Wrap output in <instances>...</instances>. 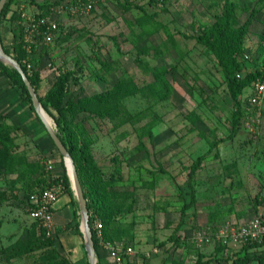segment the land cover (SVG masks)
<instances>
[{
    "label": "rangeland",
    "instance_id": "1",
    "mask_svg": "<svg viewBox=\"0 0 264 264\" xmlns=\"http://www.w3.org/2000/svg\"><path fill=\"white\" fill-rule=\"evenodd\" d=\"M93 1L88 15L58 13L55 43L35 51L24 43L21 50L14 46L23 37L20 9H45L49 0H22L14 8L18 15L3 20L1 44L39 72L38 96L55 117L69 99L84 101L87 111L74 110L69 125L79 123L94 141L106 179L115 176L111 203L119 206L114 217L127 235L112 243L134 246L129 264L210 258H216L212 264H233L237 255H249L244 247L250 242L199 248L193 241L196 233L233 221L264 219V105L258 133L234 126L229 84L216 54L198 38L212 28L226 29L223 46L241 62L238 77L262 69L264 0ZM232 4L235 16L227 20ZM0 118L14 126L9 163L0 162V264H89L71 179L82 235L75 222L47 232L29 218L31 190L62 183L63 157L1 65ZM19 239L38 250L10 258ZM261 247L252 255H262ZM107 254L97 256L98 264H114Z\"/></svg>",
    "mask_w": 264,
    "mask_h": 264
},
{
    "label": "trees",
    "instance_id": "2",
    "mask_svg": "<svg viewBox=\"0 0 264 264\" xmlns=\"http://www.w3.org/2000/svg\"><path fill=\"white\" fill-rule=\"evenodd\" d=\"M22 0H8L1 19H0V42H1V27L3 20L10 14L13 13V15L17 14V10L14 8L15 6L19 7ZM235 4H232L229 9L227 10V20H231L235 16ZM42 14H35L36 16H44L47 15L49 12V7L42 9ZM20 17V16H19ZM13 16L11 17V21ZM249 24L246 25V28ZM218 28L215 30L214 28L211 29V33L207 34L204 32L199 38V42L205 46H207L211 51H213L216 54V57L219 61V64L224 72L225 78L229 84L230 93L234 101L236 102V111L234 114V126L236 128H243L244 124V117L246 114V105L242 99L244 92L247 88H249L254 81H256L259 77L263 76L261 69H257L256 71L250 73L245 78L240 79L237 75L239 71H241V62L238 61L237 57H234L235 52L230 53V50L223 46L225 44V37L227 35V30ZM245 34V31H242V35ZM23 37L21 35L18 36V42L14 44L15 47L19 48L18 50L22 49L23 46ZM228 45V43H227ZM3 48L7 54L15 58L23 67L25 73L28 75L32 85L38 92L39 87V72L33 67L31 70L24 65L22 60L15 56L10 48L3 45ZM35 49V48H34ZM36 51V49H35ZM238 51H241V48L238 49ZM245 56V54H244ZM0 65L2 66L4 72L9 76V78L13 79L16 85H18L24 95V100L27 101L31 108L35 111L33 107L32 98L30 96V93L22 79V76L20 73L12 68L11 66H7L4 63L0 62ZM164 72V71H163ZM70 77V75H65V79L67 80ZM65 82V80H64ZM63 82V83H64ZM63 90V87H60ZM57 94H58V87H57ZM41 103L48 111V113L55 119V122L57 124V127L60 129V131L64 134H58L61 138L62 142L65 144L67 149L69 150L70 154L72 155L76 166L78 170V174L84 189L85 197L88 201V208L90 211V224L93 229V236H94V242L96 246V252L97 256L102 255V245L100 243L99 238L96 235V231L94 230V223L95 220L98 218L103 223V240L106 243L111 244H118V243H112L116 240H125V236L127 235L126 232H122V228L120 227L119 223L116 222L115 215L118 214L120 208L118 205H113L111 203L112 198V191H113V184L112 181L115 180V176H112V179L107 180L105 173L102 171L100 166L98 165L95 155L92 150V145L94 144V141L90 138V136L87 135V133L84 131V129L79 125V123H76L75 127H71L69 125V118L75 117V111L77 110L78 114H82L80 112L87 111V108L85 107L84 101L75 102L74 99H69L67 102V106L65 108H59L57 107V111L59 113V117H55L53 113L49 110L48 102L41 100ZM103 116V115H102ZM4 118H0V162L3 166L7 167V164L9 163V157H10V150H9V144L12 142L11 134H12V128L14 126H10L7 123H5ZM6 158V159H5ZM64 173L61 175L59 180L64 184L65 186V192L66 194H69L73 202H77V200L74 199V192L72 189L70 178L67 174V169L64 165V160L62 159ZM40 185L37 187L34 186V188L31 190V195L38 193L41 190L39 188ZM37 190V191H36ZM31 196H29L30 199ZM263 198V195H261ZM76 218L73 219V222H75V227L79 231L80 235H82L80 231V225L78 222H76ZM38 224V223H35ZM125 245H132L130 242L123 243ZM133 246V245H132ZM259 246H264V243H250L247 245L245 250H248L250 248H255ZM134 247V246H133ZM16 251L13 252V254L10 256V258L13 257H24L31 255L32 253L36 252L38 250V247L35 243H30L28 241H25V239L21 240L16 243L15 245ZM12 252V251H11ZM13 256V257H12ZM130 259L127 260V264H129ZM216 261V258H210L208 260L205 259H199L196 264H212ZM258 261L260 264H264V257L263 256H251V255H237L234 260L233 264H252L253 262Z\"/></svg>",
    "mask_w": 264,
    "mask_h": 264
},
{
    "label": "built area",
    "instance_id": "3",
    "mask_svg": "<svg viewBox=\"0 0 264 264\" xmlns=\"http://www.w3.org/2000/svg\"><path fill=\"white\" fill-rule=\"evenodd\" d=\"M66 1V0H65ZM49 0V12L44 16H36L20 9V18L23 19V42L30 49H37L39 45L50 46L55 43L60 31V16L67 9L75 17L88 15L94 8L93 0ZM70 4V6H69ZM17 10V9H16ZM245 58H249L245 55ZM53 66V64H50ZM263 76L259 77L247 88L242 97L246 105L243 128L251 133H258L262 124L264 105V67L261 69ZM66 194L63 183H58L49 188L32 194L30 197L29 218L32 222L41 225L47 232L56 230L54 221V205ZM94 230L104 249L108 252L114 264H127V260L136 255L132 245L123 243L111 244L103 240V223L96 219ZM193 241L202 248L218 242H232L235 244L264 243V219L254 218L251 222L241 225L230 222L213 231H201L195 234Z\"/></svg>",
    "mask_w": 264,
    "mask_h": 264
},
{
    "label": "water",
    "instance_id": "4",
    "mask_svg": "<svg viewBox=\"0 0 264 264\" xmlns=\"http://www.w3.org/2000/svg\"><path fill=\"white\" fill-rule=\"evenodd\" d=\"M8 0H0V19L3 13V10L7 4ZM0 62L11 66L12 68L16 69L20 75L22 76V79L30 93V96L32 98L33 107L41 119L42 123L44 124L46 130L48 131L51 139L53 140L54 144L56 145L57 149L59 150L61 156L63 157L67 170H68V176L71 179L73 183V188L76 192V195L78 197V202L80 205L81 215L83 218V226H84V239H85V248L88 255V263L89 264H98L97 260V252H96V246L94 242V236H93V229L90 224V211L88 208V201L85 197L84 189L78 174L76 163L70 154L69 150L65 146V144L62 142L61 138L59 137L58 133L56 132L54 126H52L46 119L45 115L47 112L45 111L40 98L38 96V93L34 86L32 85L28 75L25 73L22 65L12 56L7 54L0 42ZM48 114V113H47ZM73 173V180L70 176V166Z\"/></svg>",
    "mask_w": 264,
    "mask_h": 264
},
{
    "label": "crops",
    "instance_id": "5",
    "mask_svg": "<svg viewBox=\"0 0 264 264\" xmlns=\"http://www.w3.org/2000/svg\"><path fill=\"white\" fill-rule=\"evenodd\" d=\"M42 12H43V10L39 6H34L30 11H28V13L34 14V15L35 14L36 15L42 14ZM6 38L10 40L11 36L9 34H7ZM72 202H73L72 197L69 194H64L60 198V200L54 205V221H55V226L57 229L59 226L60 227L66 226L73 221V219H74V205ZM233 222H235V221H233ZM206 246H208V245H206ZM206 246H204V247H206ZM204 247H202V248H204ZM263 248L264 247H261V249H263ZM258 249H259L258 247L248 249L249 255L256 256V255H252V254L254 252H257ZM102 252H103V254H105L107 251H106V249H104L102 247ZM136 254H137V251H136ZM263 254L264 253H262V255H259V256H263ZM252 264H260V263L258 261H255Z\"/></svg>",
    "mask_w": 264,
    "mask_h": 264
},
{
    "label": "bare ground",
    "instance_id": "6",
    "mask_svg": "<svg viewBox=\"0 0 264 264\" xmlns=\"http://www.w3.org/2000/svg\"><path fill=\"white\" fill-rule=\"evenodd\" d=\"M44 115H45L47 121H48L52 126H54V122H53V120L51 119V117H50L47 113L44 114ZM69 166H70V176H71V178H72V180H73V173H72L71 165L69 164Z\"/></svg>",
    "mask_w": 264,
    "mask_h": 264
}]
</instances>
